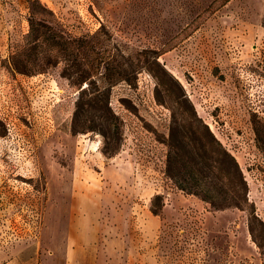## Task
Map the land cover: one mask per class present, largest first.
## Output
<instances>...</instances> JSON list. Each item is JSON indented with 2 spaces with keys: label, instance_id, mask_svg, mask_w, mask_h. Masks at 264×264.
Wrapping results in <instances>:
<instances>
[{
  "label": "rangeland",
  "instance_id": "1",
  "mask_svg": "<svg viewBox=\"0 0 264 264\" xmlns=\"http://www.w3.org/2000/svg\"><path fill=\"white\" fill-rule=\"evenodd\" d=\"M32 18L94 35V79L126 71L118 126L96 108L74 125L79 85L54 54L14 67ZM170 95L236 158L245 209L212 208L167 175ZM69 263L264 264V0H0V264Z\"/></svg>",
  "mask_w": 264,
  "mask_h": 264
},
{
  "label": "trees",
  "instance_id": "2",
  "mask_svg": "<svg viewBox=\"0 0 264 264\" xmlns=\"http://www.w3.org/2000/svg\"><path fill=\"white\" fill-rule=\"evenodd\" d=\"M91 38L93 39L94 35L76 36L46 21L32 18L26 41L12 54V63L17 70H21L19 66L23 64V56L29 50L49 53V56L55 55L58 63L63 61L66 65L65 76L79 85L74 125L77 127V121L81 120L89 108H96L106 113V116L111 113L107 122L109 125L118 126L114 122L116 115L112 114L111 107L113 87L120 81L130 85L133 83L126 71L112 65H105V70L96 74L100 76L99 79H94L93 72L97 66L94 62H86ZM159 55L155 56L157 63ZM90 66H93V70ZM101 81L107 85L100 86ZM94 85L99 87V95L94 94ZM170 98L181 116L175 117L172 127L168 144L167 175L179 189L200 197L212 208L245 209L249 204L248 185L236 158L210 131L207 123L198 117L188 99L182 100L179 95H170ZM253 124H256L255 121ZM90 130L95 129L90 127ZM177 131L181 132L182 140L178 138L179 135L176 137ZM187 143L190 144L192 152L189 155L180 150Z\"/></svg>",
  "mask_w": 264,
  "mask_h": 264
},
{
  "label": "crops",
  "instance_id": "3",
  "mask_svg": "<svg viewBox=\"0 0 264 264\" xmlns=\"http://www.w3.org/2000/svg\"><path fill=\"white\" fill-rule=\"evenodd\" d=\"M70 264V263H69Z\"/></svg>",
  "mask_w": 264,
  "mask_h": 264
}]
</instances>
